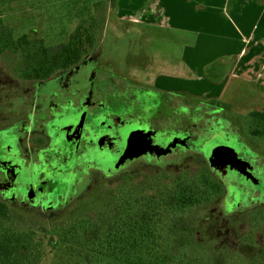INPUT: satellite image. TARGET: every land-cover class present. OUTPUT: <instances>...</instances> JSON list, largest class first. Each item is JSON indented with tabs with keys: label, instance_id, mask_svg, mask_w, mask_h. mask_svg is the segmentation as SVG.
Returning a JSON list of instances; mask_svg holds the SVG:
<instances>
[{
	"label": "flooded vegetation",
	"instance_id": "af4514ba",
	"mask_svg": "<svg viewBox=\"0 0 264 264\" xmlns=\"http://www.w3.org/2000/svg\"><path fill=\"white\" fill-rule=\"evenodd\" d=\"M93 53L46 77L24 78L16 57L0 67V201L46 209L70 200L92 173L191 156L204 165L203 201L211 192L228 216L264 209V121L245 113L243 129L232 109L240 102L195 103L163 87L162 72L134 63L133 53L117 73ZM109 157L123 158V167L105 174L99 162Z\"/></svg>",
	"mask_w": 264,
	"mask_h": 264
},
{
	"label": "rangeland",
	"instance_id": "374dc122",
	"mask_svg": "<svg viewBox=\"0 0 264 264\" xmlns=\"http://www.w3.org/2000/svg\"><path fill=\"white\" fill-rule=\"evenodd\" d=\"M85 1L88 0H0V53L3 54L0 55V67H5L10 58L24 60L27 49L14 45L23 35L29 41L42 38L47 46L53 47L68 41L79 23L90 21L88 12L82 15ZM89 2L93 5L91 12L96 10L99 23V38L95 47L98 53L91 56H102L105 66L118 65L115 71L121 72L122 68H128L127 56L133 53L137 57L134 63L138 64L139 59H143L147 61V68L162 71L163 87L188 86L179 89L188 90V93L183 92L185 97L195 103L218 100L238 105L240 102L242 108L235 105L232 109L242 116L241 120L238 117L241 122L236 119L239 124L242 123L243 129H249L247 121L250 120L243 116L245 113L254 120L264 121V54L253 59L262 68L257 73V83L242 82L244 76L229 72L228 67H225L224 72H227H223L224 79L221 75L217 77V82L223 86V93L216 88L203 93L195 91L201 85L207 89L209 83L203 82L195 87L198 74L195 69L182 65V56L191 48L187 42H182L183 38L178 37V34H184L195 38V33L190 29H181L171 24L168 18L165 19L163 14L167 8L160 10L156 0ZM80 5L81 13L77 15ZM149 18H154L153 23H145ZM153 60L157 62L153 63ZM179 75L189 80L183 81ZM102 79L106 78L103 76ZM109 80L115 81L113 77ZM258 86L263 89H255ZM226 128L230 129L229 125ZM169 161L163 166L137 163L111 177L92 173L82 189L70 196V200L50 208L37 209L7 203L25 230L33 233L34 242L40 240L46 246V255L38 264H57L58 252L61 258L66 259L68 251L65 249L82 244L83 239H95L101 227V210H108L116 199L118 203L127 198L134 202L140 199L143 203L150 191L162 192L174 184L179 187L191 185L196 188L199 196L202 195L204 187L201 182L206 181L203 178L202 161L191 156L179 160L172 158ZM208 194L207 201L201 200V203L187 207L173 217L174 228L169 237L172 248L182 251L186 249L190 256L196 258L195 262L201 258L205 264H264V209L241 208L238 215L228 216L216 208V197L211 192ZM130 210L134 212V205H131ZM72 222L74 231L78 230L76 234L70 235L73 230L71 232L68 229ZM64 232L69 236L67 242L62 241L58 250H50L48 242L57 246L56 242L62 240ZM216 240L222 243L217 244Z\"/></svg>",
	"mask_w": 264,
	"mask_h": 264
},
{
	"label": "trees",
	"instance_id": "16d2710c",
	"mask_svg": "<svg viewBox=\"0 0 264 264\" xmlns=\"http://www.w3.org/2000/svg\"><path fill=\"white\" fill-rule=\"evenodd\" d=\"M92 6L89 0L83 3L82 15L88 12L90 21L79 23L66 42L47 46L42 38L29 41L26 35L15 42V46H24L28 52L23 60L21 75L24 78L46 77L60 68L73 66L95 49L99 23L96 10L91 12ZM80 7L77 15L81 13ZM202 198L193 186L174 184L162 192L150 191L143 203L140 199L134 202L128 198L118 203L116 199L108 210H101V227L95 239H83L82 244L65 249L68 251L66 259L58 252L57 264H197L186 249L172 248L169 237L174 228L173 217ZM131 205L134 212L130 210ZM72 224L68 229L73 230L70 235L78 230L74 231ZM68 237L64 232L57 246L49 241L50 250H58ZM34 239L33 233L25 230L12 214L8 203L0 201V264H38L46 255V246Z\"/></svg>",
	"mask_w": 264,
	"mask_h": 264
},
{
	"label": "crops",
	"instance_id": "0c3cea01",
	"mask_svg": "<svg viewBox=\"0 0 264 264\" xmlns=\"http://www.w3.org/2000/svg\"><path fill=\"white\" fill-rule=\"evenodd\" d=\"M156 1H158L160 10L167 8L163 9V15L165 19H169L171 24L181 29H190L195 33V38L178 34V37L183 38L182 42H187L191 48L182 56V65L195 69V73L198 74L195 87L203 82L209 83L207 89L201 85L195 88V91L203 93L216 88L219 92L222 90L223 93V86L217 82V77L219 75L223 77L227 70L244 76L245 80L242 82H258L257 73L262 68L253 59L264 54V0ZM153 19L149 18V21L145 20V23L151 24ZM257 42L259 44H256ZM156 62L157 60H153V63ZM165 66L167 68L166 62ZM225 67L229 69L227 68L224 72ZM179 76L183 81L189 80L183 75ZM166 88L188 93V90L183 88L167 86ZM255 89L263 88L258 86Z\"/></svg>",
	"mask_w": 264,
	"mask_h": 264
},
{
	"label": "water",
	"instance_id": "95a60500",
	"mask_svg": "<svg viewBox=\"0 0 264 264\" xmlns=\"http://www.w3.org/2000/svg\"><path fill=\"white\" fill-rule=\"evenodd\" d=\"M127 131V126L123 128V133L121 132L124 140L126 142H129L128 139L126 138V136L128 135V133H126ZM131 151V146L127 144V148H125V153L128 154ZM123 158H118L113 160L110 157L109 158H105V159H100V164H101V169L103 170V172L105 174H109L111 172L117 171L118 169L122 168V163H123Z\"/></svg>",
	"mask_w": 264,
	"mask_h": 264
}]
</instances>
